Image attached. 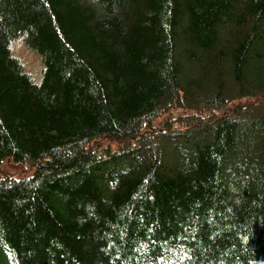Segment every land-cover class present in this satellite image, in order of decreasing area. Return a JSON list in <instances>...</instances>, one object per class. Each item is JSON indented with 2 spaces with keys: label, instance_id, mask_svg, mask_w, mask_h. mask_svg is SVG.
I'll use <instances>...</instances> for the list:
<instances>
[{
  "label": "trees",
  "instance_id": "16d2710c",
  "mask_svg": "<svg viewBox=\"0 0 264 264\" xmlns=\"http://www.w3.org/2000/svg\"><path fill=\"white\" fill-rule=\"evenodd\" d=\"M7 158L0 264H264V0H0Z\"/></svg>",
  "mask_w": 264,
  "mask_h": 264
},
{
  "label": "rangeland",
  "instance_id": "374dc122",
  "mask_svg": "<svg viewBox=\"0 0 264 264\" xmlns=\"http://www.w3.org/2000/svg\"><path fill=\"white\" fill-rule=\"evenodd\" d=\"M11 53L22 62L24 69L32 76L37 83L42 81L44 64L41 56L35 51L29 49L22 39H17L11 43ZM34 167L28 164L21 165L14 162L11 158L5 159L0 165V176L13 174L17 179L28 178L33 174ZM4 264H9L7 255H3Z\"/></svg>",
  "mask_w": 264,
  "mask_h": 264
}]
</instances>
